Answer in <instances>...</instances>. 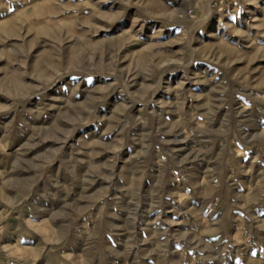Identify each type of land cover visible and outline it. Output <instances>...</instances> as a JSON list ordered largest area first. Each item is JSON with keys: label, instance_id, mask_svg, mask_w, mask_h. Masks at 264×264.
I'll list each match as a JSON object with an SVG mask.
<instances>
[{"label": "rangeland", "instance_id": "1", "mask_svg": "<svg viewBox=\"0 0 264 264\" xmlns=\"http://www.w3.org/2000/svg\"><path fill=\"white\" fill-rule=\"evenodd\" d=\"M0 264H264V0H0Z\"/></svg>", "mask_w": 264, "mask_h": 264}]
</instances>
